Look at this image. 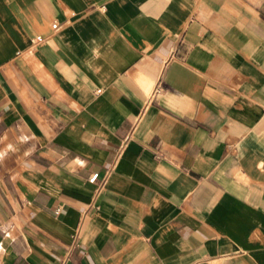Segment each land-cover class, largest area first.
<instances>
[{
    "label": "crops",
    "instance_id": "1",
    "mask_svg": "<svg viewBox=\"0 0 264 264\" xmlns=\"http://www.w3.org/2000/svg\"><path fill=\"white\" fill-rule=\"evenodd\" d=\"M0 264H264V0H0Z\"/></svg>",
    "mask_w": 264,
    "mask_h": 264
},
{
    "label": "built area",
    "instance_id": "2",
    "mask_svg": "<svg viewBox=\"0 0 264 264\" xmlns=\"http://www.w3.org/2000/svg\"><path fill=\"white\" fill-rule=\"evenodd\" d=\"M50 29H51V30H55V29H56V25H55V24H52V25L50 26ZM33 41H34L35 43H40V42L42 41V38L39 37V36H37V37H35V38L33 39ZM97 177H98V174H97V173H93V174H91L90 177L87 179V182H88L89 184H93V183H95V182L97 181ZM55 213L57 214V213H58V210H55Z\"/></svg>",
    "mask_w": 264,
    "mask_h": 264
}]
</instances>
